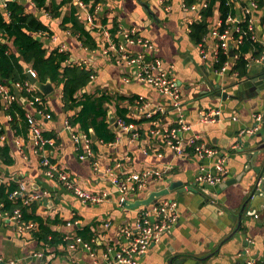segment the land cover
<instances>
[{"label":"crops","instance_id":"obj_1","mask_svg":"<svg viewBox=\"0 0 264 264\" xmlns=\"http://www.w3.org/2000/svg\"><path fill=\"white\" fill-rule=\"evenodd\" d=\"M18 1L25 5L27 12L36 15L52 30V39H45L49 48L62 46L71 52L74 62L85 63L95 70V78L86 88L87 92L95 94L107 90L126 97L138 96L149 106L140 108L128 100L121 102V105L129 106L130 117L146 119L142 123H131V129L137 128L139 135L133 138L130 132L111 122L109 114L117 139L111 143L97 142L95 157L87 159L79 157L71 132L65 128L69 113L63 107L62 86L54 85L55 90L46 98L53 117L46 119L36 114L46 133L55 138V145L49 151L52 159L69 173L78 186L104 196L103 201L95 204L83 202L72 189L44 173L33 136L29 132L25 137L16 134L2 107L0 124L15 161L12 165H5L0 160V182L10 179L18 183L24 181L30 192H48L45 198L36 202V213L62 235L75 237L80 229L88 228L94 238L91 241L83 239L92 250L82 246L70 249L60 243L45 245L32 232L19 233L14 222L0 213V258L3 260L0 264H108V254L110 258L113 256L108 252L109 247L120 248L125 242L122 227L135 223L141 207H130L125 202L147 198L152 192L169 187L173 188L167 196L179 203L178 220L147 252L137 256L136 264H245L248 260L264 261V193L252 196L258 175L253 167H249L246 158L258 149L255 144L261 137L257 133L264 132V90H260V81L259 92L256 89L252 91L249 86L245 90L248 96L243 99L221 100L216 96L217 86L222 91L235 94L232 86L257 78L262 74L264 62L249 58L248 74L243 77L234 76L231 69L220 73L211 54L215 42L211 31L219 26L218 13L203 43L208 51V57H204L201 43L193 42L189 34L191 24L197 20V11L188 9L184 0H104L100 12L103 14L101 19L106 18L111 29L117 21L119 28H135L140 36L155 44V55L182 89L183 112L193 126L192 131L184 135L197 133L225 157L228 169L225 181L242 175L225 188L198 180L202 166L214 171L215 157L202 161L194 152L178 156L166 145L161 128L176 125L178 118L168 97L139 81L135 68L120 66L112 56L105 54L98 34L93 33L97 48L88 49L62 27V17L49 15L33 0ZM234 1L240 16L242 7L249 0ZM71 7L72 3L65 4L62 16L69 15ZM2 11L6 13L5 8ZM253 17L257 21V35L264 42V6L255 9ZM129 48L152 52L138 45ZM232 64L234 66V60ZM23 104L25 110L35 111L27 99ZM161 107L166 111L157 112ZM218 108L222 115L217 122L202 121L203 109ZM109 110L116 118V105L109 106ZM151 112L158 116L148 117ZM256 114L263 117L260 129L252 134L244 133L255 124ZM157 120L159 125L155 123ZM234 146L237 149H233ZM254 162L256 167L264 168V149ZM145 167L162 169L164 174L160 178H150L143 189L128 194L127 200L122 202L112 173L127 177ZM69 220L73 226L68 225Z\"/></svg>","mask_w":264,"mask_h":264},{"label":"built area","instance_id":"obj_2","mask_svg":"<svg viewBox=\"0 0 264 264\" xmlns=\"http://www.w3.org/2000/svg\"><path fill=\"white\" fill-rule=\"evenodd\" d=\"M79 7V14L87 24V28L94 33L98 34L102 40V49L104 53L112 56L114 60L120 66H129L135 68L136 78L159 90L162 95L169 98L171 101V107L177 112V122L176 125L167 126L161 128V133L164 137L166 145L171 148L178 156L189 153L190 148H192V153L198 154L202 161H206L207 158H216V163L214 165V171L208 170L206 166L201 167V173L198 176V180L211 185H218L225 181L228 172L227 163L224 156L219 155V151L208 145L197 133H191L189 136L184 134L192 131V124L189 123L183 112V93L181 86L178 84L177 80L170 75V72L164 68L162 60L155 55L157 51L155 44L148 38L142 37L138 34L135 28L122 29L118 28L116 34L113 36L111 28L102 22L101 9L103 8L102 2L96 4L95 11L92 12L90 6H88L83 0H74ZM206 5V1L203 0L198 4H194L188 9L197 11V20L200 18L199 8ZM7 0H2V8L6 11ZM186 6V5H185ZM0 8V11H2ZM258 8V4L254 0H249L247 5L242 7V14L240 16H229L226 23L234 24V29L241 31V37L234 39L232 32L234 29L232 27H227L224 31H220L219 27L222 25L221 20H219V26L213 28L211 31V36L215 39L214 45L211 50L213 54L212 59L216 63L218 60V55L220 50L225 53H229L231 46L238 45L242 39L243 35L250 33V38L253 43L260 44L264 48V42L260 40L256 32V20L253 17V12ZM248 16L249 19H248ZM243 19H248L249 25L248 30H243L238 27V24ZM195 22V21H194ZM190 31V29H189ZM47 32H43L40 35H46ZM51 37H45V39H52ZM46 41V40H45ZM138 45L143 48V50H151V53H146L145 51H135L130 49L129 46ZM62 50L64 48L60 46ZM201 52L204 57H208V51L201 43ZM252 56V55H251ZM235 56H231L229 61H226L223 66L219 69L220 73L229 72L232 70V62L235 60ZM253 58L256 62H264V49L262 54ZM250 61V60H249ZM29 79L23 84H16L18 90L24 87L31 92V97L27 99L28 103L35 110L33 113L25 110L27 122H28V132L33 136L35 149L37 154L40 156V165L47 176L52 178H57L60 183L64 184L69 189H72L74 193L81 198L85 203L95 204L97 202L103 201L104 196L96 195L91 193L89 190L78 186L74 181L71 180L70 175L65 169L58 166V164L52 159L50 150L55 145V138L46 136V131L42 123L37 120L36 114L45 116L46 119H51L53 117L52 113L44 112L39 109L36 104H41L42 96L39 94V90L36 85L31 81V78H37V73L32 67L27 68ZM234 76L238 77L237 72L232 71ZM95 76H93V79ZM0 92L4 98V111L9 107V105L16 100V94H10V87L7 84L0 83ZM126 101V100H125ZM124 102V101H123ZM48 103V101H47ZM124 104V103H123ZM127 104V103H125ZM134 104L140 108H145L149 106V103L145 102L143 98L138 97L134 100ZM48 105V104H47ZM165 108L161 107L157 112H165ZM222 115V110L220 108L213 110H202L201 119L203 122L213 123L217 122ZM148 117H153L154 113L151 112L147 114ZM8 121L12 120L11 115H7ZM263 117L261 114L255 115V124L244 131V133L252 134L257 132L262 125ZM116 122L118 127L130 132L133 138L139 135L137 128L131 129L133 124H127L122 118L116 116ZM157 125L160 124L159 120L155 121ZM65 128L71 132L73 142L76 146L77 152L81 159L93 158L95 157V152L92 147V139L88 137L80 129L74 130L71 123L66 118ZM0 129L2 127L0 126ZM7 143V136L5 133L0 134V145ZM233 149H237L234 146ZM164 174L162 169L145 167L144 169L133 172L127 177H118L112 173V180L119 191L121 197L120 200L125 202L126 196L130 193H135L145 187L150 178H160ZM48 192H36L28 191V184L24 181L19 183L18 190H15L11 197L18 198L21 197L24 204L30 205L33 202H39L41 199L45 198ZM0 213L8 216L11 221L14 222L15 227L19 233L32 232L37 229V223L25 222L22 220V214L19 208H17L12 215L1 212ZM179 217V203L174 198L163 197L157 202L149 206H141L137 212V219L135 223L127 224L122 227L123 235L125 237V242L118 248L117 246L109 247L108 252L113 255L111 258L108 254V264L116 263H127L136 264L137 256L147 252L152 245L158 242L163 233L169 229ZM69 226H73L71 220L68 221ZM65 240H69L67 245L70 249H78L80 246L86 248L87 250H92L91 245L84 241L82 237L68 234ZM0 261H3L0 258ZM254 262L248 260L245 264H253Z\"/></svg>","mask_w":264,"mask_h":264},{"label":"trees","instance_id":"obj_3","mask_svg":"<svg viewBox=\"0 0 264 264\" xmlns=\"http://www.w3.org/2000/svg\"><path fill=\"white\" fill-rule=\"evenodd\" d=\"M83 1L94 12L96 4L104 0ZM201 1L203 0H184L187 7L199 4ZM205 1L206 5L199 8L200 18L190 26L189 34L196 44L205 43V38L211 31L217 13L222 23L219 27L220 31H224L229 26L234 29V24H228L226 21L229 16H238L234 0ZM254 1L258 4V8L264 6V0ZM33 2L39 9L44 8L49 15L62 17V27L70 31L73 36H76L84 47L88 49L97 48L94 34L87 28V24L80 16L79 7L74 3V0H33ZM67 3H72L71 11L69 15L62 16V7ZM248 19L242 18L238 27L248 30ZM102 22L107 24V19L104 18ZM118 28L119 23L116 21L111 29L113 36L116 35ZM43 32H47V36L40 35ZM240 32L236 29L233 30L234 39L241 37ZM52 35V30L36 15L27 12L25 5L18 0L7 1L6 13L0 11V83L7 84L10 87V94H16V100L5 110L6 115L12 116V120L9 122L16 130V134L24 137L28 135V122L23 100L30 98L32 93L24 87L17 94L15 88L16 84H23L30 78L27 71L29 65L36 71L38 80L42 82L50 80L55 87L62 86L63 107L67 114L69 113L67 115L68 121L74 130L80 129L92 139L94 151H97V142L111 143L117 139V134L112 130L109 121V106L116 105V116L122 118L127 124H138L146 121V119L136 120L130 117L129 106L121 105V102L125 100L134 104V100L138 96L126 97L110 93L107 90H100V93L95 94L87 92L86 88L92 81L93 76L96 75L95 70L85 63L74 62L71 59V52L60 49V46L49 48L48 43L45 42V37H51ZM37 36L41 37L38 38ZM263 49L260 44L252 42L250 33L244 34L242 41L234 46L233 56L236 58L232 71L237 72L239 77L247 75L249 64L247 55L251 53L254 58L259 57ZM230 58V52L227 54L220 50L216 68L219 70ZM39 94L42 96V102L36 104L38 108L44 112L52 113L49 105H47V95L40 91ZM3 104H5V101L0 92V110ZM157 116L155 114L153 117ZM91 131L95 132L97 140H93ZM3 132L4 129H0V134ZM45 134L53 137L48 133ZM189 152H192V148ZM0 160L5 165L14 164L15 160L11 153V146L7 143L0 145ZM18 188L19 183L13 179L0 182L1 212L12 215L19 208L23 221L37 223V229L32 233L36 238L39 237L42 243L45 245H58L59 243L64 246L68 245L69 240H65V235L53 230L49 225V221L36 213L38 207L36 202L27 205L24 204L21 197H11L12 193ZM77 236L86 241H91L94 238L93 232L88 228L80 229ZM253 264H264V261L257 260Z\"/></svg>","mask_w":264,"mask_h":264},{"label":"water","instance_id":"obj_4","mask_svg":"<svg viewBox=\"0 0 264 264\" xmlns=\"http://www.w3.org/2000/svg\"><path fill=\"white\" fill-rule=\"evenodd\" d=\"M7 1H9V0H7ZM88 29H89V27H88ZM37 37L40 38L41 36H37ZM230 54H231V56L234 55V46L233 45L231 46ZM261 72H262V74L257 76V78H254L252 81H246V82L239 83L237 86L236 85L232 86L233 88H231V90H233V92L235 93L233 95H231L228 91H222L220 89V87L217 86V89H218V92L216 93L217 98L221 99V100H227L228 98H233L235 100L243 99L244 97L248 96V92H245V90H248L249 86H250V89L252 91H253V89L258 90L257 87H258V84L260 81H261V88H262L260 90H264V67L262 68ZM31 81L36 85L38 90L40 92H42L44 95H50L55 90V87L50 80H48L47 82H42V81L38 80V78H31ZM15 92L18 94L19 90L17 88H15ZM258 92H259V90H258ZM109 114H110V118H111L110 121L115 123L116 126H118L117 122H116L115 115H113L111 113V111H109ZM91 133H92L93 140H97V136H96L95 132L91 131ZM257 135H258V137H261V139L255 144L256 148H258V149L251 156L250 155L246 156L247 160H249V167L250 168L253 167L255 172L258 175L257 176L258 180L256 181V184L254 186L252 196L257 194V193H260V192L264 193V179H263L264 168L256 167L255 162H254L255 157H258L261 155V149H264V132H261V133L258 132ZM241 177H242V175L236 179L226 180L220 184V187L225 188L228 185L239 180ZM171 188H173V187H169V188H165V189H162L159 191L152 192L150 194V196L147 198L134 200L133 202L127 201L125 203L127 206H130V207L149 206V205H152L153 203L157 202L159 199L167 196L170 193ZM190 189L192 191V187H190ZM246 244H248V242H246Z\"/></svg>","mask_w":264,"mask_h":264},{"label":"rangeland","instance_id":"obj_5","mask_svg":"<svg viewBox=\"0 0 264 264\" xmlns=\"http://www.w3.org/2000/svg\"><path fill=\"white\" fill-rule=\"evenodd\" d=\"M202 2V1H201ZM200 6V3L198 4V7ZM257 22V21H256ZM212 56H213V54H212ZM251 57H254V56H251ZM255 58H257V57H255Z\"/></svg>","mask_w":264,"mask_h":264}]
</instances>
